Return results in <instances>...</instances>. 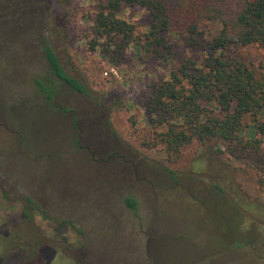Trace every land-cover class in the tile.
Masks as SVG:
<instances>
[{
  "label": "rangeland",
  "instance_id": "obj_1",
  "mask_svg": "<svg viewBox=\"0 0 264 264\" xmlns=\"http://www.w3.org/2000/svg\"><path fill=\"white\" fill-rule=\"evenodd\" d=\"M97 4L0 0V238L8 231L0 264H25L35 249L38 263L58 264L40 255L42 244L81 264H264V211L233 200L238 210L217 195L205 164H192L197 144L177 159L156 146L147 85L171 67L141 62L131 50L111 66L91 31ZM118 17L141 32L150 22L140 7L123 6ZM199 30L210 37L218 26ZM44 43L85 94L51 73ZM229 48L250 66L263 57L255 46ZM251 155L224 160L257 179L264 154ZM250 185L264 201L259 185ZM12 241L18 247L5 252Z\"/></svg>",
  "mask_w": 264,
  "mask_h": 264
},
{
  "label": "trees",
  "instance_id": "obj_2",
  "mask_svg": "<svg viewBox=\"0 0 264 264\" xmlns=\"http://www.w3.org/2000/svg\"><path fill=\"white\" fill-rule=\"evenodd\" d=\"M63 1L70 4L72 0ZM97 5L91 31L111 66H119L131 50L141 62L171 67L168 77L147 85L145 112L159 131L156 146L161 145L168 157L177 159L184 148L197 144L202 151L193 155L198 159L195 156L192 164H205L203 175L213 181L217 195L249 205L255 213L264 211L263 196L250 185L254 182L264 192V164L262 174L254 179L224 160L225 155L232 157L238 151L250 156L264 154V0H98ZM123 6L140 7L148 13L146 31H138L118 17ZM205 22L217 24L214 35L209 37L199 30ZM231 46H255L263 57L250 66L227 53ZM42 50L54 76L78 93L87 92L63 71L48 43ZM183 50L196 54L181 57ZM52 95L51 90L45 100L51 101ZM212 142L221 148L210 149ZM170 179L179 180L173 175ZM27 202L33 200L28 197ZM127 204L136 208L135 200ZM22 216L30 219L26 210ZM7 232H2L0 246ZM76 233L81 234V229ZM13 243L4 251L18 247ZM39 248L49 261L57 256L58 264H81L48 245ZM81 248L86 250L87 245ZM32 251V257L21 262L40 264L34 260L36 249Z\"/></svg>",
  "mask_w": 264,
  "mask_h": 264
},
{
  "label": "flooded vegetation",
  "instance_id": "obj_3",
  "mask_svg": "<svg viewBox=\"0 0 264 264\" xmlns=\"http://www.w3.org/2000/svg\"><path fill=\"white\" fill-rule=\"evenodd\" d=\"M39 252H42V250H39ZM40 255L42 256V253H40Z\"/></svg>",
  "mask_w": 264,
  "mask_h": 264
}]
</instances>
